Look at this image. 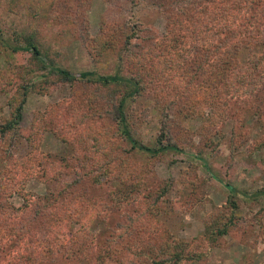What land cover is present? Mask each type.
Instances as JSON below:
<instances>
[{
    "label": "trees",
    "instance_id": "16d2710c",
    "mask_svg": "<svg viewBox=\"0 0 264 264\" xmlns=\"http://www.w3.org/2000/svg\"><path fill=\"white\" fill-rule=\"evenodd\" d=\"M126 1L131 11L140 4L156 10L164 32L156 37L130 16L91 37V0H7L23 25L9 30L0 14V54L25 60L5 56L8 73H0V93L10 94L0 121V264H202L221 238L252 237L240 215L243 199L228 184L230 196L204 218L198 237L171 239L163 218L197 204L196 165L211 171L208 157L219 146L212 141L222 140L227 122L231 157L253 117L262 135L254 150L264 149V0ZM74 31L94 66L114 58L112 72L62 66L58 38ZM167 75L175 77L169 86L162 84ZM64 87L69 97L32 121L26 135L21 121L30 95ZM191 119H202L200 129ZM151 123L155 136L145 142ZM43 134L65 152H42ZM22 141L29 152L17 159ZM167 155L186 159L179 182L191 190L169 204L177 184L153 168ZM30 179L50 188L34 198L24 191ZM13 195L21 206L10 202ZM261 199L264 187L249 196L250 203ZM263 213H255L256 223Z\"/></svg>",
    "mask_w": 264,
    "mask_h": 264
},
{
    "label": "rangeland",
    "instance_id": "374dc122",
    "mask_svg": "<svg viewBox=\"0 0 264 264\" xmlns=\"http://www.w3.org/2000/svg\"><path fill=\"white\" fill-rule=\"evenodd\" d=\"M88 7L85 15L88 19V33L91 37L98 35L102 26L111 25L118 21L121 22L129 19L130 16L133 17L135 23H140L143 26H151L156 37L163 33L165 29L164 18L156 10L146 7L143 4H140L131 11L126 0H118L116 3L105 0H91ZM0 14L2 28L9 30L23 26L22 22H19V18H22L21 15L8 13L7 0H0ZM42 27L48 33L51 31L50 28L53 29V27H49L45 23H42ZM58 29L54 27V30L59 31ZM76 31L73 32L74 35L60 34L58 38L59 50L62 53V66L69 68L75 73L90 70L94 66L85 51L84 44L78 40ZM0 52H3V50ZM5 56L11 62L19 61L23 63L25 61L23 57L21 58V55L11 57L6 54H0V73L2 75L8 73ZM94 67L102 71L112 72L115 68L114 58L106 59ZM170 74L172 75V73ZM166 77L169 80L164 83L163 80L162 84L169 86L175 77L170 75ZM181 85L185 86V83L182 82ZM197 85L200 86V84ZM8 95L6 93H0V121L8 114ZM68 97V87L51 88L50 92L45 95L31 94L23 112V119L21 121L22 130L28 132L32 121L40 118V114H44L49 106H53L55 103ZM152 121L154 122L155 120L153 119ZM202 122V119H191L188 124L193 129L198 130ZM232 125L230 122H227L223 130L224 136L222 140L214 137L212 141L214 144L219 143V146L218 153L213 157H208L211 171L202 167L200 163L196 165L198 188L196 189V196L194 197L197 200V204L189 210L185 209L182 212L176 211L175 213L169 214L163 218V221L166 227H168L171 239L189 241L198 237L204 232V218L215 207L219 208L226 203L230 196L229 191L231 188L232 192L234 191L240 199H243L240 215L247 224H250L249 228L251 227L253 229L252 237L247 239L246 242H240L236 236L231 235L221 238L215 247L209 249L208 255L202 264H264V213L260 217L259 224L254 219L255 213L260 208L264 209V199H261L257 203L249 202V196L264 187V149L259 152L254 150L262 135L257 127L256 117L249 119V122L243 128V131L246 132L247 130L245 142L238 147L237 155L235 153V156L231 157L229 144ZM143 131V139L145 142H150L155 136L156 123L149 124V127ZM27 132L26 135H29ZM40 138L41 143L39 147L42 152H65V146L54 137L43 134ZM194 139L195 143L198 142V137ZM235 143H238V141H235ZM16 145L18 148L16 152L17 159L25 156L29 152L25 141H22L20 145L18 143ZM205 154L208 155L207 153ZM187 167L188 163L186 159L181 156L172 155H167L163 161L154 165V171L160 179H171L177 184L176 188L172 190L167 198L168 204L170 203L169 201L173 202L178 199L179 191H185V197L191 191L189 189L186 190L179 182L180 178L188 170ZM186 178L189 179L188 176ZM225 184H228L230 188H227ZM49 188L47 184L37 179H30L24 183V191L31 194L34 198L44 195ZM10 202L15 207H19L22 205L23 199L17 195H13ZM93 217H96V214L90 215L89 220L93 221ZM245 238L243 237V239Z\"/></svg>",
    "mask_w": 264,
    "mask_h": 264
}]
</instances>
